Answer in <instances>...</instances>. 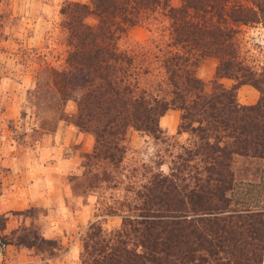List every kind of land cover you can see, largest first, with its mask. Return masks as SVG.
Returning <instances> with one entry per match:
<instances>
[{"label":"trees","instance_id":"16d2710c","mask_svg":"<svg viewBox=\"0 0 264 264\" xmlns=\"http://www.w3.org/2000/svg\"><path fill=\"white\" fill-rule=\"evenodd\" d=\"M59 14L65 59L50 78L87 73L73 125L94 135L87 157L103 178L127 129L162 134L158 119L173 109L177 134L189 135L168 173L119 209L118 229L89 225L80 263L264 264V55L245 38L264 30V0L66 1ZM133 27L145 42L121 47ZM206 58L217 61L209 92L196 77ZM244 85L258 93L252 105L237 102Z\"/></svg>","mask_w":264,"mask_h":264},{"label":"rangeland","instance_id":"374dc122","mask_svg":"<svg viewBox=\"0 0 264 264\" xmlns=\"http://www.w3.org/2000/svg\"><path fill=\"white\" fill-rule=\"evenodd\" d=\"M66 1L86 2L0 0V264H81L89 225L99 224L107 233L118 229L119 209L133 202V192L151 175L167 174L178 147L189 140L187 133L177 131L167 135L161 129L162 134L152 136L127 129L121 162L116 168L106 166L102 177V165L87 157L93 152L94 135L73 125L76 99L87 73L72 71L63 84L50 78L51 69H63L59 10ZM86 22L94 24L95 19L88 17ZM146 37L144 28L133 27L120 46L142 44ZM245 38L261 58L258 50L264 55V30L250 29ZM211 86L206 83L205 90L209 92ZM244 86L236 92L237 102L252 105L258 93ZM60 125L82 136L70 139L64 148L71 168L65 174L58 172L69 193L63 205L52 209L50 202L24 206L23 190L50 165V134ZM245 166L238 162L235 168ZM90 173L98 176L89 180Z\"/></svg>","mask_w":264,"mask_h":264},{"label":"crops","instance_id":"0c3cea01","mask_svg":"<svg viewBox=\"0 0 264 264\" xmlns=\"http://www.w3.org/2000/svg\"><path fill=\"white\" fill-rule=\"evenodd\" d=\"M216 64L217 61L214 58L202 60L196 68V76L198 79L205 84L210 83L215 76ZM222 82L224 85L231 84V82L226 79H222ZM243 88H246V86H241L238 90ZM178 123L179 112L173 109L166 111V113L158 119V126L167 135L176 133ZM81 137V134L76 132V130L64 125L58 126L56 131L50 134V149H48L50 153V165L48 164L49 166H45L40 170L37 176L31 178L32 184L28 183V188H24L23 193L25 199H22L24 206L34 204L46 206L48 202H50V209H52L56 204H64V198L69 191L64 185V176L62 178L58 172L65 174L72 165V160L69 158V155H65L64 148L70 143V139H80ZM47 167L49 170H47ZM87 202H89V200Z\"/></svg>","mask_w":264,"mask_h":264}]
</instances>
